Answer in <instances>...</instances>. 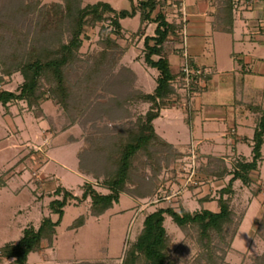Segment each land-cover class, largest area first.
Segmentation results:
<instances>
[{"label":"rangeland","instance_id":"374dc122","mask_svg":"<svg viewBox=\"0 0 264 264\" xmlns=\"http://www.w3.org/2000/svg\"><path fill=\"white\" fill-rule=\"evenodd\" d=\"M61 1L33 0V3ZM140 1L82 0V6L108 2L120 11L130 10ZM224 1L186 0V29L177 2L166 0L160 6V9L163 6L168 21L177 25L178 38L172 36L165 48L171 54L175 71L179 70L187 52L201 68L203 76L195 83L198 86L195 90H188L185 83L177 80L175 89L182 98L162 109L154 126L157 133L168 142L182 146L183 151L193 147L197 151L195 164L191 152L167 162L153 186L154 195L139 199L123 193L113 208L98 217L90 214V199L71 202L64 209L53 243L44 240L42 248L29 255L28 264H121L128 240L137 236L145 216L158 206L173 204L178 209L182 201V205L191 211L202 206L218 210L220 191L232 177L221 172L222 162L227 170L233 171L238 160L253 158L258 116L249 105H260L264 109V0H233V33L221 32L214 27L218 8ZM200 2L208 12L199 10L204 13L197 15L201 19L193 17L195 14L190 10ZM6 22L21 27L24 33L29 28L32 32L36 30V19L31 24L18 14L10 15ZM121 24V36L112 33L114 28L110 20L96 22L94 26L89 21L85 26L81 55L86 65L93 64V59L103 48L101 41L109 35L126 49L121 55L120 49L114 48L117 54L112 61L119 57L117 64L108 69L104 61L107 77L101 72L95 84L81 86L86 95H99L101 85L110 81L111 74L119 73L122 65L130 66L134 72L135 89L150 93L156 86L158 71L144 61V37L154 35L156 23H143L138 12L134 17L121 19ZM3 30L0 27V34ZM23 81L22 74L14 72L5 76L0 87L18 91ZM150 105L134 100L129 109L137 119ZM40 107L30 108L25 101L0 105V249L7 242L19 241L25 227H39L45 216L57 219L49 205L53 199L62 197L55 194L59 185L78 196L82 195L86 182L102 192L108 191L100 181L82 174L78 168L79 153L87 144L91 122L68 127L65 113L52 99L45 98ZM191 118L194 120L192 126L188 122ZM245 137L249 140L245 141ZM193 165L195 171L191 177ZM148 168L150 175L154 170ZM251 176L249 185L241 180L233 183L235 192L231 208L235 223L230 232L237 225L238 231L230 246L222 245L227 249L225 264H254L255 258L264 254V226L261 225L264 221V159ZM178 197L179 202L176 201ZM204 197H209L210 201L202 205L200 200ZM82 215L86 216L85 224L73 228V223ZM165 224L172 240V255L179 258L178 264H198L199 244L194 239L195 233H185L170 217ZM217 253L222 254L221 250ZM0 260V264H11L12 261Z\"/></svg>","mask_w":264,"mask_h":264},{"label":"trees","instance_id":"16d2710c","mask_svg":"<svg viewBox=\"0 0 264 264\" xmlns=\"http://www.w3.org/2000/svg\"><path fill=\"white\" fill-rule=\"evenodd\" d=\"M165 1L141 0L130 10L118 11L108 2L82 6V0H62L51 4L33 3V0H0V27L4 29L0 34V85L5 82V76L14 72H20L24 79L18 91L0 87V105L25 101L30 108H41V101L49 98L62 108L69 121L68 127L91 122L85 139L87 144L79 153L78 168L82 174L100 181L101 186L108 190L102 192L86 182L82 195L78 196L59 185L55 194L62 197L53 199L49 205L57 219L45 216L39 227H25L19 241L7 242L0 249V259H12L11 264H28L29 255L39 251L44 240L53 243L64 209L73 201L78 203L90 199V214L98 217L113 208L123 193L139 199L154 195L153 186L164 165L190 154V151H183L182 146L168 142L154 126L161 110L182 98L175 87L177 80L185 83L182 70L185 57L179 70L175 71L171 54L165 49L172 36L178 38L177 25L168 21L163 6L160 9ZM138 12L143 23H156L154 35L144 37V61L158 71L153 92L135 89L134 72L130 66L122 65L119 73L111 74L110 81L100 86L99 95H86L81 86L85 88V83L88 87L95 84L101 72L107 77L104 61L108 69L117 64L119 57L112 61L117 54L114 48L120 49L121 55L126 50L109 35L101 41L103 48L93 59V64L86 65L81 55L86 24L91 21L94 26L96 22L110 20L114 28L112 33L121 36V19L134 17ZM14 14L22 20H30L31 24L36 19V30L32 32L28 27V32L24 33L21 27L7 23L6 18ZM216 21V30L234 32L233 0H225L224 5L218 8ZM188 61L191 66L199 68L193 58L188 57ZM206 78L209 79L208 76ZM197 87L192 82L188 90ZM134 100L151 104L147 112L137 119L129 109L130 102ZM249 108L258 116L253 136V158L238 160L233 171L227 170L225 162H222L221 172L232 177L220 191L218 210L202 206L191 211L182 205V201L179 202L180 197L176 199L178 209L173 204L158 206L145 216L137 236L128 240L121 264H178L179 258L172 255V240L165 224L169 217L185 233H195L194 239L199 244L198 264H225L227 249L222 245L230 246L238 231L237 225L230 232L235 223V213L231 208L235 192L233 183L241 180L249 185L251 173L264 159V109L260 105H249ZM244 140L249 139L245 137ZM148 167L154 170L150 175ZM205 201H210V198L200 200L202 205ZM85 221L86 216L82 215L72 227L78 228ZM261 225L264 226V221ZM219 250L222 254L217 253ZM254 264H264V254L255 258Z\"/></svg>","mask_w":264,"mask_h":264},{"label":"built area","instance_id":"2783aa9c","mask_svg":"<svg viewBox=\"0 0 264 264\" xmlns=\"http://www.w3.org/2000/svg\"><path fill=\"white\" fill-rule=\"evenodd\" d=\"M159 2H162L164 0H158ZM175 2L178 3L179 5V10L183 13V16H184V27L185 29L187 28V24H186V21L188 19L187 17V7H186V0H174ZM184 57H185V61L183 63V72L185 73V77H184V82H185V87L189 88L192 84V82L194 83H198L200 82V80L202 79V76H203V72L201 70V68H195L194 66H191L189 61H188V54L187 52L184 54ZM191 155L190 157L192 158V161L193 163L195 164V159L197 157V151L192 147L191 150ZM193 168V172L191 174V177L194 176V165L192 166ZM192 179V178H191ZM191 179H189L191 181ZM189 180L187 181V184H189Z\"/></svg>","mask_w":264,"mask_h":264},{"label":"crops","instance_id":"0c3cea01","mask_svg":"<svg viewBox=\"0 0 264 264\" xmlns=\"http://www.w3.org/2000/svg\"><path fill=\"white\" fill-rule=\"evenodd\" d=\"M203 5H205L204 3H203ZM195 9V11H194V9ZM203 8H205V6H202V2H200V4L198 3V4H196V5H194V7H190V10H191V13H194L195 14V16H193V17H197V18H200L199 16H197V15H201V14H207L208 12L207 11H205V9H203ZM207 8V7H206ZM207 9H209V8H207ZM199 10H202V11H204V13L202 12V11H199ZM201 19V18H200ZM199 19V20H200ZM200 22H202V21H200ZM195 23L197 24V23H199V21L198 20H195ZM203 23V22H202ZM205 23V22H204ZM202 25H204V24H202ZM201 25V26H202ZM197 26H199V25H197ZM193 117V116H192ZM193 122H194V120L193 119H191V121H190V125L192 126L193 125ZM235 130H237V128H234ZM209 141H210V139H208ZM200 142V141H199ZM205 203V202H204Z\"/></svg>","mask_w":264,"mask_h":264}]
</instances>
